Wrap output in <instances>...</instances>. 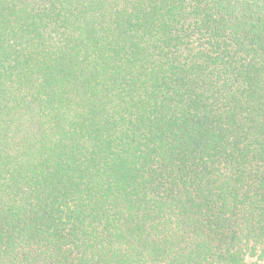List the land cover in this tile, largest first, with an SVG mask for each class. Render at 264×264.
<instances>
[{"label": "trees", "instance_id": "16d2710c", "mask_svg": "<svg viewBox=\"0 0 264 264\" xmlns=\"http://www.w3.org/2000/svg\"><path fill=\"white\" fill-rule=\"evenodd\" d=\"M0 264H264V0H0Z\"/></svg>", "mask_w": 264, "mask_h": 264}]
</instances>
